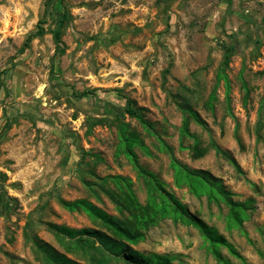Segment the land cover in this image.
I'll list each match as a JSON object with an SVG mask.
<instances>
[{
	"label": "rangeland",
	"instance_id": "obj_1",
	"mask_svg": "<svg viewBox=\"0 0 264 264\" xmlns=\"http://www.w3.org/2000/svg\"><path fill=\"white\" fill-rule=\"evenodd\" d=\"M126 97L152 132L125 112ZM185 104L204 121H188L206 148L199 157L193 136L180 134ZM118 120L142 138L137 162L231 243L237 254L217 246L229 264H264V0H0V264H50L45 251L77 264H135L104 250L105 228L59 202L85 198L123 219L106 192L121 175L145 204L144 179L117 148ZM172 157L245 202L241 225L229 224L223 200L176 185ZM49 223L97 234L68 252ZM125 244V253L168 254L171 264H224L196 227L169 216Z\"/></svg>",
	"mask_w": 264,
	"mask_h": 264
},
{
	"label": "trees",
	"instance_id": "obj_2",
	"mask_svg": "<svg viewBox=\"0 0 264 264\" xmlns=\"http://www.w3.org/2000/svg\"><path fill=\"white\" fill-rule=\"evenodd\" d=\"M64 17H66V13L62 12L61 19ZM40 30L41 27H39L38 31ZM54 36L58 50H63L64 43L61 39L60 31L57 30ZM27 41L28 38L26 39V42ZM227 62L228 56L224 58L223 64L226 65ZM219 75H222V73ZM214 99L215 95L213 89L207 100L208 108L213 109L212 101ZM125 101V112L130 117L136 119L147 132H152L151 124H149V122L143 117V107L136 106L135 100L132 98L126 97ZM181 108L184 112V117L180 127V134L182 136H193L188 130V121L192 119L201 125L204 124V121L197 111L192 109L188 104L183 105ZM96 122H99V119H97ZM116 125L118 138L117 148L125 153L136 167L138 173L143 177L144 184L147 188V201L145 204H141L131 188V180L128 177L121 175L112 176V180L115 182L117 190L110 189L106 190V192L110 199L115 203L117 209H123L128 212L127 217L123 219L108 214L85 198H77L74 200L60 199L59 202L64 208L71 211H83L94 224L100 225L110 233V236H102L97 234L95 230L85 228L73 229L64 225L49 223L48 228L59 238L64 249L68 252L73 251L74 249H83L89 240L87 235L97 234L105 251L113 254L123 252V254L127 258L132 259L135 264H171L169 262L168 254L150 253L149 255H145L135 250H129L125 253V242L136 243L143 237L144 229L154 224L158 219L169 216L174 221L180 220L196 227L216 258L221 260L224 264H229L228 261L220 255L217 246L219 244L225 245L231 252L237 254L231 243L226 241L224 236L221 235L214 226L207 224L200 217L190 213L178 198L164 189L162 182L152 172L146 170L137 162L133 146L135 144L143 145L139 133L130 128L129 124L125 121L118 120ZM159 140V148L169 149L164 141L160 138ZM213 146L217 152L226 155L234 165L235 169L241 173L238 163L233 158L229 157V155L217 145L214 144ZM191 150L193 156L199 157L205 152L206 148L200 147L198 140L194 138ZM171 165L174 168L176 185L186 182L189 189L194 194L198 195L202 192L205 193L207 201H224L228 206L226 217L229 224L241 225L242 219L248 216L247 205L245 202L233 201L230 197L229 191H227L220 181L208 171L203 169H191L178 162L174 157L171 159ZM4 180L5 174L0 172V193L5 192ZM66 238L72 239V241H65ZM36 244L39 248H44L42 243L36 242ZM45 252L46 258L50 264L51 262L52 264H77L63 254H51V252Z\"/></svg>",
	"mask_w": 264,
	"mask_h": 264
}]
</instances>
